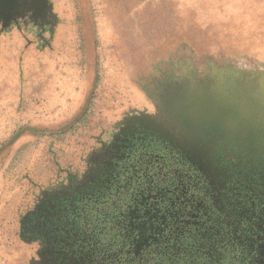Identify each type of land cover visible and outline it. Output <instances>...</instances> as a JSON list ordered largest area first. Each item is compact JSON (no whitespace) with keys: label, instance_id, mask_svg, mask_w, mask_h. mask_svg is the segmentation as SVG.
I'll return each mask as SVG.
<instances>
[{"label":"rangeland","instance_id":"374dc122","mask_svg":"<svg viewBox=\"0 0 264 264\" xmlns=\"http://www.w3.org/2000/svg\"><path fill=\"white\" fill-rule=\"evenodd\" d=\"M4 37L16 53L0 61L18 67L0 70V264H78L115 241L133 132L195 166L222 216L241 205L226 188L239 175L208 158L231 155L246 130L264 138V0H0ZM57 94L77 101L58 119Z\"/></svg>","mask_w":264,"mask_h":264},{"label":"flooded vegetation","instance_id":"af4514ba","mask_svg":"<svg viewBox=\"0 0 264 264\" xmlns=\"http://www.w3.org/2000/svg\"><path fill=\"white\" fill-rule=\"evenodd\" d=\"M140 138L133 132L130 148L117 164L123 183L129 186L115 196L113 207H119L115 220L121 223L112 236L116 240L93 246L83 255L87 260L78 264H158L164 254L170 259L166 264L172 259L178 262L177 258L183 264H264V210L260 207L264 201L257 202L256 210V199L249 196L246 209L235 204L236 211L225 218L212 205L205 191L207 182L195 166L161 140ZM254 153L247 159L221 153L208 160L215 168L218 161L227 166L226 176L231 170L241 175L244 168L259 162ZM116 163L113 158L112 164ZM228 183L231 196L235 181L229 177ZM243 199L238 201L243 204ZM172 237L173 244H167Z\"/></svg>","mask_w":264,"mask_h":264},{"label":"trees","instance_id":"16d2710c","mask_svg":"<svg viewBox=\"0 0 264 264\" xmlns=\"http://www.w3.org/2000/svg\"><path fill=\"white\" fill-rule=\"evenodd\" d=\"M167 88H168V86H167ZM161 90H163V88ZM153 95L155 96L156 94H153ZM187 120H188V117H187ZM244 132H245V134L244 133L243 134H244V138H245V144H242L241 141L237 140V146L232 148L233 151H232L230 156L234 157V155L237 156V154H240L238 157L243 156L244 158L247 159L249 157V154H251V153L255 152L256 155H258L257 148L260 146L259 143H264V138L263 137H259V136H254L253 134H251L250 130H246ZM204 134L202 133L201 136H203ZM221 153H223V152L216 151V152H213V155L216 156V155L221 154ZM255 153L252 156L253 158H256ZM244 170L246 172L244 174H241V175L237 176V177L242 179V177L244 178V177L248 176L250 178L246 179L245 183L251 185L253 182L256 181V185H252L249 190H246L247 194L245 192L238 191V190H236V191L233 190V192H230V193L231 194H239L238 192L243 193L242 195L239 196V198H241V200H242V197L244 198L243 199L244 200L243 203L246 204V206H244V204H241L243 207H248L249 206V204H250L249 201H248V199L250 198L249 196L255 198L256 201H255V205L253 206V208L258 210L259 205H257V202L264 201V190H262L263 194L257 195V193L260 194L259 186L261 184L264 185V171L262 169H260L258 163H253L252 168L251 167H246V168H244ZM231 172H232V170H231ZM237 177L235 175L233 177V181L236 182L237 181L236 180ZM234 184L235 183H233V185ZM235 198H236V200H238V196H235ZM260 207H262L263 210H264V205H260ZM243 229H245V227H243Z\"/></svg>","mask_w":264,"mask_h":264},{"label":"crops","instance_id":"0c3cea01","mask_svg":"<svg viewBox=\"0 0 264 264\" xmlns=\"http://www.w3.org/2000/svg\"><path fill=\"white\" fill-rule=\"evenodd\" d=\"M13 38V37H12ZM4 39H5V41H3L2 39L0 40V55H9V56H13V55H15V53H16V50H15V43L14 42H12V40H8V38L6 39L5 37H4ZM14 39V38H13ZM27 49H25V53L24 54H26V53H29V51H26ZM33 54H36L35 52H32ZM12 63V68L13 69H15V70H17V67H18V64H17V61H15L14 59H9V60H6V59H3L2 61H0V70H2V71H8L9 70V68H10V64ZM12 69V70H13ZM72 69V68H71ZM42 71V73H43V69L41 70ZM76 71H77V68H76ZM77 73V72H76ZM42 75V74H41ZM78 75L76 74L74 77H73V79L74 80H77L78 81ZM2 80V82H5L6 83V85L8 84V82H10L9 80H14V77H13V74H12V76L10 75V76H5V75H3V78H1ZM38 79H44L43 78V76H41V77H39ZM15 81V80H14ZM59 81V80H58ZM42 89H44V87H42ZM8 90V89H7ZM62 90H64L65 92H63ZM68 90V89H67ZM67 90H65L64 88H60V92H58L57 91V93H63L64 95H66L67 94V96H68V91ZM6 91V90H5ZM48 92V91H47ZM3 93H4V90H3ZM70 94L71 95H73L74 96V92H70L69 93V96H70ZM59 96H60V94H57L55 97V100H52V102H49V101H47V104H49V110H52V108L53 107H55L56 105L57 106H61V104L60 103H63L62 104V106H61V108L60 107H58L56 110H55V112H54V117L56 118V119H58V118H60V113L61 114H63L64 113V115L66 116L68 113H69V111H70V109H72L73 107H75V105H76V103H77V101L76 100H71L70 101V103H67V102H65V100H63V102L60 100V98H59ZM66 96V97H67ZM3 98H4V96H3ZM8 98V97H7ZM58 100V101H57ZM78 100V99H77ZM66 104H65V103ZM6 103H7V100H6ZM71 105V106H70ZM34 109H39V110H43V109H45V108H37L36 106H34ZM9 110H11V112L12 111H14V109H11V107H10V109L8 108V107H5V111H9ZM11 112H9V113H11ZM65 116H61L62 118H64Z\"/></svg>","mask_w":264,"mask_h":264}]
</instances>
